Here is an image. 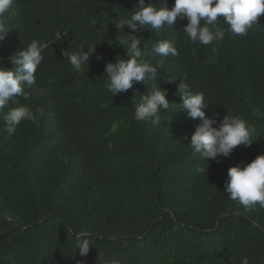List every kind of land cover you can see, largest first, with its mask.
Segmentation results:
<instances>
[{
  "label": "trees",
  "instance_id": "trees-1",
  "mask_svg": "<svg viewBox=\"0 0 264 264\" xmlns=\"http://www.w3.org/2000/svg\"><path fill=\"white\" fill-rule=\"evenodd\" d=\"M19 1L27 19L8 22L15 32L0 41L1 52L11 57L32 40L51 45L28 100H9V107L26 103L36 118L9 135L8 107L0 111V264H240L243 257L264 264V208L246 212L224 193L230 167L264 154V15L235 38L218 16L225 36L215 52L211 44H181L176 30L178 54L164 58L156 80L113 97L105 63L128 59L114 4L84 28L81 12L101 9L103 0ZM130 34L157 66L152 45L169 34ZM85 41L96 51L78 74L63 53ZM180 82L204 93L206 114L218 121L226 112L243 118L251 146L215 160L194 153L188 144L199 122L180 108ZM154 86L168 90L170 107L159 124L136 121L135 104ZM85 239L90 249L81 256Z\"/></svg>",
  "mask_w": 264,
  "mask_h": 264
},
{
  "label": "clouds",
  "instance_id": "clouds-1",
  "mask_svg": "<svg viewBox=\"0 0 264 264\" xmlns=\"http://www.w3.org/2000/svg\"><path fill=\"white\" fill-rule=\"evenodd\" d=\"M107 2L113 3L121 14L116 20L115 27L122 29L121 33L126 38H117V43L125 49L128 56L127 60L121 58L115 62L105 63L104 74L107 76L105 87L113 97L126 93L134 82L156 80L158 66L163 65L164 58L178 54L176 30L181 34L178 37L181 44L185 42L191 45L211 44L212 51L215 52L214 42L218 43L225 36V30L217 24L218 16L224 18V24L228 26L227 31L235 38L246 36L258 18L264 15V0H174L171 7L167 0H159V6L154 0H103L101 9L96 8L95 11L92 7H87L81 12L82 16L88 14L86 19H83L84 28L90 26L95 14L99 17ZM20 5L19 0H0V41L3 43L7 41L4 40L6 35L15 32L9 29L8 22L21 21V26L27 19L23 17ZM20 15L22 20L19 18ZM144 29H151V32L156 34H169L170 41L158 40L152 45L153 52L161 57L157 66L143 58L140 37L130 34ZM50 45L51 43L41 45L38 41L32 40L23 50L11 57L3 54L0 47V66H4L0 67V111L8 107V111L3 115V121L9 135L15 132L22 120L31 121L36 118L26 103H19L15 107L8 105L10 99L15 104L17 96H23L26 101L28 100L30 95L28 91L34 89L36 83L35 73L44 59L42 49ZM95 51L96 45H89L85 41L78 46V50L63 55L67 57L74 72L83 74ZM96 59L103 60V56L97 55ZM214 62L213 58L206 61ZM174 81L168 79L166 82ZM194 89L196 88L191 82H180L175 93L180 97V108L186 110L188 117L199 122L188 144L193 152L205 160L207 158L215 160L229 156L238 145L251 146L254 141L247 122L230 112H226L219 121L216 113L206 114L209 103L206 102L203 92H196ZM167 96L168 90L160 86H154L151 91L140 95L139 102L134 106L133 119L159 124V113L170 107ZM183 139L187 140L188 136L185 135ZM224 193L228 199L239 202L246 212L254 210L257 204L264 208V154L258 155L250 163L241 162L230 167L224 182ZM89 249V242L86 239L78 248L81 256H86ZM112 264L119 262L113 261ZM240 264H249L248 258L243 257Z\"/></svg>",
  "mask_w": 264,
  "mask_h": 264
}]
</instances>
